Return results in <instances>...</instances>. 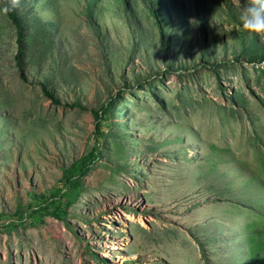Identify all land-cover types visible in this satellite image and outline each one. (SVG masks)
<instances>
[{
  "label": "rangeland",
  "instance_id": "1",
  "mask_svg": "<svg viewBox=\"0 0 264 264\" xmlns=\"http://www.w3.org/2000/svg\"><path fill=\"white\" fill-rule=\"evenodd\" d=\"M249 2L16 0L19 67L0 0V264H264V37L239 20ZM95 148L79 200L39 216Z\"/></svg>",
  "mask_w": 264,
  "mask_h": 264
},
{
  "label": "trees",
  "instance_id": "2",
  "mask_svg": "<svg viewBox=\"0 0 264 264\" xmlns=\"http://www.w3.org/2000/svg\"><path fill=\"white\" fill-rule=\"evenodd\" d=\"M12 3L13 0H5L6 9H8V17L18 30L19 39L17 59L19 67H22V58L25 54L24 44L26 33L23 20L17 12V7H11ZM43 92L45 96L50 98L54 104H59V102L53 98L46 88H43ZM101 157V152L95 148L83 159L74 162L68 168L64 169L60 182V188L52 193L49 198L41 196L40 199H42V202H40L36 208L33 207L32 209H34V211H42L41 215H39L42 217L47 213V210L43 207V204H47L48 206L55 205V210L48 214L58 219L64 218L66 215V210L63 209L62 200H66L64 207L67 208L73 206L79 200L83 180L88 176L94 165L101 159ZM16 216L18 218L24 219L25 214L17 211ZM1 219L2 217L0 216V221Z\"/></svg>",
  "mask_w": 264,
  "mask_h": 264
},
{
  "label": "clouds",
  "instance_id": "3",
  "mask_svg": "<svg viewBox=\"0 0 264 264\" xmlns=\"http://www.w3.org/2000/svg\"><path fill=\"white\" fill-rule=\"evenodd\" d=\"M15 6L16 0H13L11 7ZM239 20L249 36L264 37V0H250L239 12Z\"/></svg>",
  "mask_w": 264,
  "mask_h": 264
}]
</instances>
